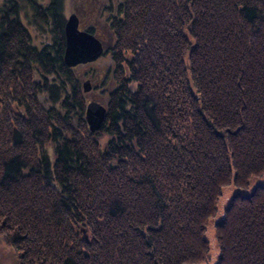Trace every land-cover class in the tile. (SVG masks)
<instances>
[{
	"label": "trees",
	"instance_id": "1",
	"mask_svg": "<svg viewBox=\"0 0 264 264\" xmlns=\"http://www.w3.org/2000/svg\"><path fill=\"white\" fill-rule=\"evenodd\" d=\"M58 4L41 48L19 7L0 18V236L18 264L206 261L222 190L264 173V0L108 2L105 32L81 28L107 49L83 75ZM83 77L106 103L94 133ZM214 229L216 264H264V185Z\"/></svg>",
	"mask_w": 264,
	"mask_h": 264
},
{
	"label": "rangeland",
	"instance_id": "2",
	"mask_svg": "<svg viewBox=\"0 0 264 264\" xmlns=\"http://www.w3.org/2000/svg\"><path fill=\"white\" fill-rule=\"evenodd\" d=\"M7 1V0H6ZM5 0H0V5L2 3L6 2ZM54 0H34L36 4H39L45 13V8L50 7V5L53 3ZM58 1V0H57ZM119 0H59L58 4V12L59 15L66 21L71 15H76L79 19V27L82 29H86L87 26H94L99 27L104 30V27L102 26L103 21L101 20L102 16L100 15L103 12L105 14L106 10L103 8V5L107 4L108 2L117 3ZM20 13L18 15V18L23 21L25 24V27H27L28 31L30 32V39L32 41V46H38V48H41L43 42L49 41L52 42V38H50V31L48 30L47 26H45L44 23H39L37 25L35 23V20H39V17H41L43 14V11L40 10L38 15V9H33L32 6H35L33 3H29L28 0H19L18 3ZM1 11V10H0ZM48 12L46 11L45 14ZM50 17V16H49ZM48 17V18H49ZM52 21L51 17L48 19ZM53 23V21H52ZM64 23V25H65ZM63 25V26H64ZM64 29V27H63ZM105 32V31H103ZM106 34L101 33L102 38L107 40ZM49 37V38H47ZM104 44H106L104 41H102ZM101 57L99 60L95 63H90L92 65H88V67L80 68L78 72L81 73V75L86 74L88 71H93V73L99 69H101V64L103 61H101ZM84 78V77H83ZM89 82L90 90L89 92H84V85ZM82 83V89L83 93L86 94V104L90 103V101H98L99 103H102L106 107V103L103 102L102 97L100 96V90L102 88L100 82H95L94 77H89L88 79L84 78L81 81ZM97 88L95 90L96 94H93L91 91L92 89ZM100 96V97H99ZM249 186L246 189H239L237 187H234L233 185L225 186L221 193V198L218 202V212L214 214L213 217L210 218L208 225H207V232H206V238L209 240V256L206 261L201 262H195L191 264H216V259L218 256V248L215 244V222H217L220 219V216L222 214L223 209L225 208V205L229 202V200L232 198L233 194L236 192H241L244 195L249 194L257 185H264V173L262 175H256L255 177H252ZM0 264H18V259L14 251L11 249L10 246L7 245L5 242V239L0 236Z\"/></svg>",
	"mask_w": 264,
	"mask_h": 264
},
{
	"label": "water",
	"instance_id": "3",
	"mask_svg": "<svg viewBox=\"0 0 264 264\" xmlns=\"http://www.w3.org/2000/svg\"><path fill=\"white\" fill-rule=\"evenodd\" d=\"M65 48L63 62L70 68L77 65L95 63L105 53L106 46L100 38L79 28V19L71 15L64 25ZM89 82L84 85V92H89ZM85 122L89 131L94 133L102 129L107 118V109L98 101H90L85 108Z\"/></svg>",
	"mask_w": 264,
	"mask_h": 264
},
{
	"label": "flooded vegetation",
	"instance_id": "4",
	"mask_svg": "<svg viewBox=\"0 0 264 264\" xmlns=\"http://www.w3.org/2000/svg\"><path fill=\"white\" fill-rule=\"evenodd\" d=\"M28 2L29 3H33L34 5H36V8H34L35 6H32V8L33 9H38V15H40L39 14L40 10L44 12L43 8L39 4H36L34 2V0H28ZM18 3H19V0H7L5 3H2L0 5V10H1L0 11V18L3 17V18L10 19V15H11L10 11H13L14 7L18 8L19 7ZM45 9H47V8H45ZM17 18H18V16L16 17V19Z\"/></svg>",
	"mask_w": 264,
	"mask_h": 264
}]
</instances>
